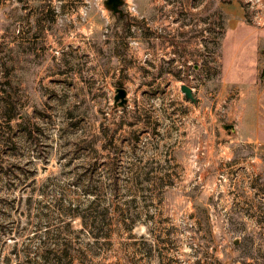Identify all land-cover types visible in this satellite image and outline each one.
<instances>
[{"label": "rangeland", "instance_id": "rangeland-1", "mask_svg": "<svg viewBox=\"0 0 264 264\" xmlns=\"http://www.w3.org/2000/svg\"><path fill=\"white\" fill-rule=\"evenodd\" d=\"M122 1L0 0V264H264V0Z\"/></svg>", "mask_w": 264, "mask_h": 264}, {"label": "trees", "instance_id": "trees-1", "mask_svg": "<svg viewBox=\"0 0 264 264\" xmlns=\"http://www.w3.org/2000/svg\"><path fill=\"white\" fill-rule=\"evenodd\" d=\"M18 46L8 48V52H14ZM27 48H31L30 46ZM3 68L13 67L14 64L8 60L0 59ZM5 75V74H4ZM0 121L7 125L21 116L20 86L13 81H4L0 89Z\"/></svg>", "mask_w": 264, "mask_h": 264}, {"label": "water", "instance_id": "water-1", "mask_svg": "<svg viewBox=\"0 0 264 264\" xmlns=\"http://www.w3.org/2000/svg\"><path fill=\"white\" fill-rule=\"evenodd\" d=\"M123 3L122 0H105L104 4L107 8L111 9L114 13H118L120 12L118 10V7L121 6ZM181 90L183 93H185L186 95V98L187 99H191L192 101H194V97H193V90L186 86V85H183L181 87ZM125 97H126V91L124 89H118L117 90V95H116V100H119L121 99L122 102L120 103V105H123L126 101H125ZM226 129H229L231 128L233 130V126H225Z\"/></svg>", "mask_w": 264, "mask_h": 264}]
</instances>
